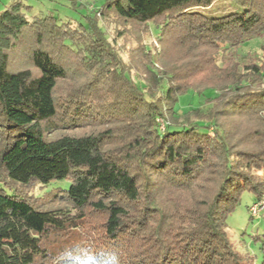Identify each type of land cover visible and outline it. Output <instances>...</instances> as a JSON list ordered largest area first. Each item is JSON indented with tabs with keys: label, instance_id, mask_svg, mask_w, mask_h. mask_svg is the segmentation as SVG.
I'll return each instance as SVG.
<instances>
[{
	"label": "trees",
	"instance_id": "1",
	"mask_svg": "<svg viewBox=\"0 0 264 264\" xmlns=\"http://www.w3.org/2000/svg\"><path fill=\"white\" fill-rule=\"evenodd\" d=\"M215 1L103 0L157 31L135 65L95 14L0 12V264H250L226 224L242 192L264 199V53L230 49L264 31V0L198 10ZM190 90L213 93L180 112ZM62 179L48 207L28 192Z\"/></svg>",
	"mask_w": 264,
	"mask_h": 264
},
{
	"label": "rangeland",
	"instance_id": "2",
	"mask_svg": "<svg viewBox=\"0 0 264 264\" xmlns=\"http://www.w3.org/2000/svg\"><path fill=\"white\" fill-rule=\"evenodd\" d=\"M13 1L0 0V12L5 10ZM20 1L32 6L31 13H50L61 21H70L73 25L86 23L87 17H92L95 14L107 32L109 40L113 42L114 49L122 59L132 63V65L141 60L136 51V47L140 44H143L146 50L154 55L163 50V45L159 41L153 25L154 32L147 36L145 35V27L125 21L113 12L98 11L103 0H76L77 4L73 3L74 0ZM198 10L213 17L241 11L242 8L233 0H216L211 6L200 7ZM139 37H142L140 41L142 43L136 42ZM230 51L242 64L250 60L259 62L264 53V31L245 40L236 49L232 48ZM156 66L161 67L160 63H157ZM212 93V90H208L201 95L195 90H190L180 95L177 109L184 112L189 108L206 107L205 97ZM69 185V179H62L47 184L45 187L33 186L28 192L31 196L39 198L38 203H43L44 207H48L51 204L49 205L44 198L51 192L50 190L59 186L67 188ZM0 187L4 186L0 184ZM89 222L92 223V225H88L91 230L90 235H93L97 230H100L103 216L94 214L90 217ZM226 230L245 263L264 264V199H257L256 195L250 191L242 192L239 203L227 219Z\"/></svg>",
	"mask_w": 264,
	"mask_h": 264
},
{
	"label": "built area",
	"instance_id": "3",
	"mask_svg": "<svg viewBox=\"0 0 264 264\" xmlns=\"http://www.w3.org/2000/svg\"><path fill=\"white\" fill-rule=\"evenodd\" d=\"M161 121V125H160V127L162 128V129H164L165 128V122H164V120H160Z\"/></svg>",
	"mask_w": 264,
	"mask_h": 264
}]
</instances>
